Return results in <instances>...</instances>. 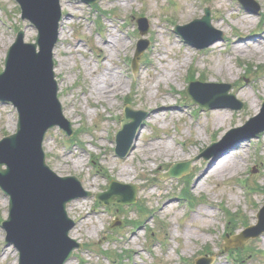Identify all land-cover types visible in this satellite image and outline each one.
<instances>
[{
	"label": "rangeland",
	"instance_id": "374dc122",
	"mask_svg": "<svg viewBox=\"0 0 264 264\" xmlns=\"http://www.w3.org/2000/svg\"><path fill=\"white\" fill-rule=\"evenodd\" d=\"M254 1L259 5L258 13L249 12L236 0H98L92 5L60 0L63 33L54 49V72L62 114L74 132L66 137L52 128L46 133L43 148L52 170L61 176H77L82 187L92 193L67 206L75 222L69 235L84 245L74 251L71 264H194L202 258L210 259L209 264H264V233L248 238L242 247L222 248L226 234H238L257 223V212L264 205V130L252 138L246 137L250 130L238 132L225 151L215 149L208 158L200 155L212 141L257 115L264 101V55L253 51L257 43L264 50V0ZM204 7L210 8V22L223 38L197 49L174 28L200 19ZM141 16L148 27L143 35L136 24ZM19 29L25 31L26 41L34 40L36 31L21 19L17 3L0 0V70ZM198 29V25L193 26V30ZM140 39L149 43L133 73L131 59ZM246 43L249 46H244L243 52L235 51V44ZM221 64L233 66V74L218 75ZM108 69L116 70L112 73L115 79L105 84L100 80ZM210 73L216 81H211ZM193 80L230 84L229 92L242 103L241 108L197 106L184 95ZM111 82L116 91L105 92ZM164 95L170 98L173 109L155 120L153 108L163 104ZM252 100L257 102V111ZM127 104L149 115L132 150L122 158L114 155V134ZM215 109L233 113V123L228 118L211 131L210 111ZM16 123L15 108L0 102V140L16 130ZM147 138L168 142L180 155L162 154L154 162L137 154L131 161L133 149ZM233 156L240 160L236 172L223 177L211 174L200 182L212 159ZM185 161L191 166L187 174L161 177L170 164ZM133 164L142 167L137 169L141 176L131 182L122 180L118 171L126 166L132 169ZM110 180L136 185V203H95L94 194L105 191ZM7 214V197L0 190V221ZM137 221L142 224L135 225ZM0 264H19L18 252L5 243L1 226Z\"/></svg>",
	"mask_w": 264,
	"mask_h": 264
},
{
	"label": "water",
	"instance_id": "95a60500",
	"mask_svg": "<svg viewBox=\"0 0 264 264\" xmlns=\"http://www.w3.org/2000/svg\"><path fill=\"white\" fill-rule=\"evenodd\" d=\"M21 6L22 18L28 19L37 29L35 42H24V32L17 34L16 41L9 48L6 69L0 72V99L11 101L17 108L19 119L15 133L0 140V188L8 195V217L2 222L6 231V241L19 251V264H65L72 251L81 245L69 237L74 225L66 212V204L73 199L90 195L77 177L59 176L45 161L42 148L46 131L58 125L68 134L71 124L62 115V107L57 98L58 85L54 79L53 48L58 37V21L61 17L59 0H17ZM90 3L96 0H85ZM246 9L257 13L259 5L254 0H238ZM139 29L147 28L144 19L138 20ZM198 25V30L193 26ZM177 31L193 46L204 48L222 39V33L210 24L207 8L201 19L178 27ZM202 38H207L205 41ZM133 60L134 68L138 54ZM219 89L220 96L230 102L219 104L234 109L241 104L228 94L229 85L192 82L186 96L203 107H214L195 88ZM147 112L135 111L127 107L121 119L120 129L115 136V154L123 157L131 149L132 141ZM254 123L250 136L264 130V107L260 115L247 124ZM205 155V153H204ZM189 170V163L174 164L166 177L179 176ZM134 186L111 182L107 191L96 194V198L107 204L135 202ZM264 221L261 220V223ZM248 229L249 236H257L264 225ZM246 233V235H247ZM247 236L238 237L242 242Z\"/></svg>",
	"mask_w": 264,
	"mask_h": 264
},
{
	"label": "bare ground",
	"instance_id": "6f19581e",
	"mask_svg": "<svg viewBox=\"0 0 264 264\" xmlns=\"http://www.w3.org/2000/svg\"><path fill=\"white\" fill-rule=\"evenodd\" d=\"M186 16H190L189 14H186ZM63 30H61V34L60 37L62 36ZM26 35V33H25ZM244 46L248 47L249 45L246 43L245 45H234V49L235 51H242L244 49ZM253 49V47L251 48ZM253 51L259 52L261 55H264V50H263V46L261 44H258L254 46ZM252 51V52H253ZM243 52V51H242ZM261 58V56H260ZM175 67L173 66V69ZM116 73V70H112V69H108L105 74H104V78L100 80V82H105V84H107L108 81H110L111 79H115L114 75ZM227 73V74H226ZM211 74V73H210ZM232 75L233 74V66L229 65V64H221L219 65V73L218 75L222 76V75ZM211 77H213V75L211 74ZM122 81V80H118V83ZM211 81H216V78H212ZM116 83V85L118 86L119 84ZM116 88L112 82L108 83V86H106V91L105 92H115ZM112 91H109V90ZM257 95H260V88L256 87L255 88ZM263 93H264V89H263ZM240 94V93H238ZM242 95H246L243 93H241ZM162 102L163 104L161 106H155L154 109V119L157 120L159 118V116L162 113L167 112L170 109H173L171 107V101L170 98L167 96H163L162 98ZM260 99V98H258ZM252 108L255 109V111L258 110L257 108V102L255 100H252ZM212 117H211V121H212V125L213 128H211V131H215L216 128H220L221 126H223L226 121L228 120V118H230V124L233 123V119H231L232 114L228 115L224 109H215L210 111ZM150 120V117L149 119ZM143 129L140 130V134H142ZM167 144H169L168 142H153L150 139H143V141H140L137 146L133 149V152H131V158L130 160L133 161V159L136 157L137 154H139V156H141V154L143 155V158L149 160V161H156L157 158H160V156L163 154L165 156H169V155H174L175 157H178V155H180L179 152H177L173 147H169ZM173 148V149H172ZM176 151V152H175ZM224 155V154H223ZM222 155V156H223ZM221 156V157H222ZM220 158V157H219ZM148 161V162H149ZM147 164H144V167H146ZM240 167V160L236 159L234 156L231 158L225 157V158H221V160H218V158L216 159H212L211 163L208 165V167L203 171L200 179V182L202 180H204V178L208 177L209 175H220L221 177L225 176V175H230V173L232 172H236ZM138 168H142L139 166H135L134 164L132 165V169L129 166L123 167L122 169H120L118 171L119 173V177L123 180H129L130 182L132 181V179L137 178L139 176H141V174H139L137 172ZM132 172L133 175L132 176ZM255 219V217H252L251 220L253 221ZM66 264H71V261H68Z\"/></svg>",
	"mask_w": 264,
	"mask_h": 264
}]
</instances>
